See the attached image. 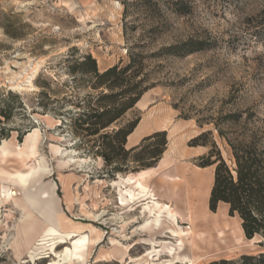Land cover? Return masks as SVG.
Returning a JSON list of instances; mask_svg holds the SVG:
<instances>
[{"label": "rangeland", "instance_id": "rangeland-1", "mask_svg": "<svg viewBox=\"0 0 264 264\" xmlns=\"http://www.w3.org/2000/svg\"><path fill=\"white\" fill-rule=\"evenodd\" d=\"M191 39L204 41L205 49L167 50ZM133 53L143 56L137 79L146 77L150 89L100 133L77 127L75 119L95 104L90 97L106 88H95L87 56L103 72L128 64ZM31 63L41 64L35 87L12 88L20 80L10 79L12 71L24 73ZM234 113L237 120L229 117ZM137 118V135L166 131L161 159L147 169L135 153L107 162L99 153L101 135ZM208 120L221 122L231 137H255L264 145V0H0V167L14 174L0 171V264H181L172 254L178 236L159 231L154 221L146 224L154 213L146 208L145 185L165 194L162 178H184L181 193L165 201L176 204L203 186L207 211L241 225L228 204L210 208L214 167H204L201 158L210 147L192 139L212 130L204 139L215 140L232 166L234 158ZM143 138L138 144L150 145L145 162L158 140ZM17 173L26 175L27 185ZM181 226L186 232L190 224ZM83 236L91 242L75 255ZM261 240L204 243L195 264H240L244 254L264 251Z\"/></svg>", "mask_w": 264, "mask_h": 264}, {"label": "trees", "instance_id": "trees-1", "mask_svg": "<svg viewBox=\"0 0 264 264\" xmlns=\"http://www.w3.org/2000/svg\"><path fill=\"white\" fill-rule=\"evenodd\" d=\"M205 47L204 41L191 39L182 44L172 45L167 50L172 54L181 55L200 51ZM142 57L133 53L128 64L124 66L116 64L100 72L96 59L91 55L87 56L93 64L91 72L97 78L95 88L102 86L106 88L90 97V100H95V104L75 119L77 127H84L83 129L89 134H98L139 102L151 87L145 83L146 77L137 79L143 67ZM2 113L4 114L3 111ZM239 116L234 113L229 117L237 120ZM185 117L191 118L189 115ZM204 120L206 119H198L199 124L203 125ZM139 122L140 118H137L112 131L105 130L106 132L101 135L103 142L99 146V153L107 162H118L125 156L135 153L134 160L141 162L142 167L147 169L154 167L161 159L168 143L166 131H158L143 138L142 142L158 140L155 146L151 143L152 148L148 157L150 161L143 162L142 157L150 145L138 144L130 149L126 148L128 137ZM210 122H214L220 136L227 140L234 158L232 166L222 156L215 140L204 139L212 133V130L204 131L192 139L193 145L210 147L208 154L201 157L204 167H214L210 208L215 211L219 203L228 204L230 215H238L241 218L245 236L248 239L260 236L262 240L258 243L264 246V145L255 137L251 139L238 135L231 137L227 130L222 128L221 122L208 120V123ZM115 170H120V167H115ZM208 264H235V262L221 259ZM240 264H264V251L259 254H244Z\"/></svg>", "mask_w": 264, "mask_h": 264}, {"label": "bare ground", "instance_id": "bare-ground-1", "mask_svg": "<svg viewBox=\"0 0 264 264\" xmlns=\"http://www.w3.org/2000/svg\"><path fill=\"white\" fill-rule=\"evenodd\" d=\"M40 65V63H37L32 64L30 69L23 68L24 73H22V71L20 73L12 71L13 75L10 77V79L12 81L17 77L20 79L16 83H13L14 81L12 82V88L20 90H31L34 88L35 85L33 83V79L37 75ZM37 132L38 128L36 127L34 129L33 135H35ZM33 146H35V141H32L31 147ZM68 156L75 157V155L73 156L70 154ZM72 161H74V159H72ZM80 163L81 159L76 160L75 162V164ZM1 167L0 171L9 173L5 170V167ZM9 174V178L13 179L14 174ZM17 177L19 178L20 183L23 185L28 184V179L25 174L17 173ZM40 179L41 176L38 177L36 181H39ZM183 179L184 178L182 177L176 180L172 178H169V180L162 178L161 181L166 187L165 194L158 193L154 189H150L151 185L148 184L145 185L147 186V189L144 191L146 194H150L149 198L151 199L149 200L146 208H148L149 213H154L153 216H150L153 217V220H149V217L146 218V224L152 225V221H154L153 226L158 225L159 231L168 229L174 236H178V251L172 253L174 258L178 260L177 262H180L181 264H195L196 260L201 256L195 255L194 253L202 250V245L204 243L209 246L219 247L220 245H229L233 240L236 245H241L246 238L243 233L242 225H239L238 222L232 223L222 214H213L207 211L208 208L206 209L203 200V186L201 187L200 191L190 190L187 193L188 196L184 200L176 201V204L163 199L164 196H169V198L172 200L177 194L181 193V181ZM197 181L202 183L201 180ZM141 182V184H144L143 181ZM10 195L16 196L17 190H13ZM156 195L160 196L161 198L156 197ZM150 202L151 204L153 203V205L149 204ZM132 219H135V217ZM132 222L139 223V220L137 218ZM128 223L126 222L124 227L127 226ZM187 223L190 224V227L185 232L183 231L181 224ZM138 235V233H135L132 235V237ZM122 236L126 237V235ZM129 238L130 237L127 239ZM253 240L254 239H249V241ZM88 242H91L90 237L83 236L78 239L74 244L75 255H80L81 251L84 250V247ZM136 244H139V242ZM144 263L150 264L148 260H145Z\"/></svg>", "mask_w": 264, "mask_h": 264}, {"label": "crops", "instance_id": "crops-1", "mask_svg": "<svg viewBox=\"0 0 264 264\" xmlns=\"http://www.w3.org/2000/svg\"><path fill=\"white\" fill-rule=\"evenodd\" d=\"M137 130H138V127L128 137L127 144L129 145V147H133V146L137 145L144 136L148 135V132H143V133L137 135L136 134ZM132 139H134V140L132 141ZM213 179H214V171H213ZM243 233H244V231H243Z\"/></svg>", "mask_w": 264, "mask_h": 264}]
</instances>
